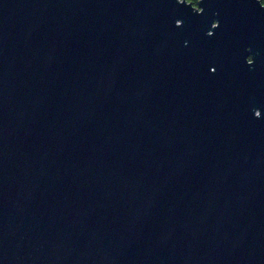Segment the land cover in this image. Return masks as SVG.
Masks as SVG:
<instances>
[{"label": "water", "instance_id": "95a60500", "mask_svg": "<svg viewBox=\"0 0 264 264\" xmlns=\"http://www.w3.org/2000/svg\"><path fill=\"white\" fill-rule=\"evenodd\" d=\"M259 2L0 0V264H264Z\"/></svg>", "mask_w": 264, "mask_h": 264}, {"label": "snow or ice", "instance_id": "6c2138e0", "mask_svg": "<svg viewBox=\"0 0 264 264\" xmlns=\"http://www.w3.org/2000/svg\"><path fill=\"white\" fill-rule=\"evenodd\" d=\"M189 2L191 3V0H189ZM258 7H259V8H264V0H260V2L258 3ZM246 51L249 53V55H247V57H246V63H247V65H250V66H251V65L254 64V57H253V55L251 54L253 50H252L251 47H247ZM211 70H212L213 72H215V71H217V68L212 67ZM254 115H255V117H257V118H260V117L262 116V113H261L260 110H256V111L254 112Z\"/></svg>", "mask_w": 264, "mask_h": 264}, {"label": "trees", "instance_id": "16d2710c", "mask_svg": "<svg viewBox=\"0 0 264 264\" xmlns=\"http://www.w3.org/2000/svg\"><path fill=\"white\" fill-rule=\"evenodd\" d=\"M187 3L191 4L193 7H196L197 6V2L199 0H191V3L189 2V0H185ZM260 1V0H259Z\"/></svg>", "mask_w": 264, "mask_h": 264}]
</instances>
